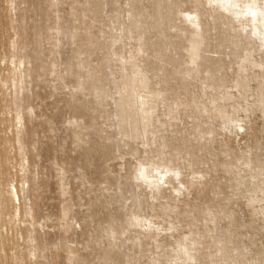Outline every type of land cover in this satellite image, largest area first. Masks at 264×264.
Masks as SVG:
<instances>
[{
    "label": "rangeland",
    "instance_id": "374dc122",
    "mask_svg": "<svg viewBox=\"0 0 264 264\" xmlns=\"http://www.w3.org/2000/svg\"><path fill=\"white\" fill-rule=\"evenodd\" d=\"M263 85L204 0H0V264H264ZM140 163L196 182L152 197Z\"/></svg>",
    "mask_w": 264,
    "mask_h": 264
},
{
    "label": "bare ground",
    "instance_id": "6f19581e",
    "mask_svg": "<svg viewBox=\"0 0 264 264\" xmlns=\"http://www.w3.org/2000/svg\"><path fill=\"white\" fill-rule=\"evenodd\" d=\"M204 3L223 10L230 18L235 20L240 35L244 34L246 39L253 38L260 47H264V0H204ZM184 17L195 27L200 25L199 20H197L198 15L195 12H185ZM260 91L261 94L264 95V85L261 86ZM236 126H232L230 129H235ZM238 127L239 126H237V130H239ZM241 128L242 126H240V129ZM148 164L149 163L139 164L138 169H135L137 172L136 174L134 173V179L136 185L143 186V189H148V193L152 195V197L165 194L166 191H168L169 195L173 192L183 195L184 190H187L188 187L193 186L196 182L192 179L184 182L179 178L180 173L172 168H161L157 165L151 166ZM174 180H177L176 185L174 184ZM1 186L2 184L0 181V209L3 205V194L6 196V203L10 207L12 206L16 209L20 206L21 199L16 186L10 183L7 185L5 191H2ZM144 229V231H148L149 233L153 230V227L147 224ZM194 244V240L178 243L177 256L178 259L182 261V264H190L193 260L197 259L191 251L200 252V249L198 247H192Z\"/></svg>",
    "mask_w": 264,
    "mask_h": 264
}]
</instances>
